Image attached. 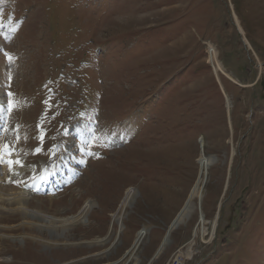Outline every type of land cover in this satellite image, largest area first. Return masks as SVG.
<instances>
[{"label":"rangeland","instance_id":"374dc122","mask_svg":"<svg viewBox=\"0 0 264 264\" xmlns=\"http://www.w3.org/2000/svg\"><path fill=\"white\" fill-rule=\"evenodd\" d=\"M0 152L92 205L3 208L0 264H264V0H0Z\"/></svg>","mask_w":264,"mask_h":264},{"label":"bare ground","instance_id":"6f19581e","mask_svg":"<svg viewBox=\"0 0 264 264\" xmlns=\"http://www.w3.org/2000/svg\"><path fill=\"white\" fill-rule=\"evenodd\" d=\"M208 58L210 59V61H212L213 64L217 61L216 53H215L214 48H212V46L209 48ZM213 67H214L213 68L214 71H219V70L223 71V68L220 67L217 62L214 64ZM61 162H62V160H61ZM201 163L204 164V158H202ZM205 164H206V162H205ZM24 169H25V167L22 166V163L17 159L16 155H14L13 152H11V153L0 152V172H2L4 175V177L0 176V178H1L0 181L4 180V179H9V180L13 179L16 177V175L18 173L23 172ZM55 171L56 170H54V169L51 171H46L44 174L45 179L48 176V174H54ZM35 187H36V184H34L29 189L28 192L25 191L24 194H20L19 196L13 195L10 197H7L5 195L11 194L12 193L11 190L0 187V213L2 214V209L6 208V207L11 208V209L19 207L20 209L16 210L17 211L16 215L21 216L23 219L26 218V216L31 217V219H34L35 225H38V223H37L38 220L43 221L45 224H41V225H43L45 228L48 229V231L51 234V236H50L51 239H56L58 236L64 235L69 224L74 223L76 220L78 221L80 218H82V215H86V212L90 208H92V205H90L89 203H86L81 207V214H79V212H78L77 216L72 215L71 217H64V218L60 219V222H56L55 216H53L51 214L50 215L45 214L39 208H35L31 211L29 210V204L28 203H30V202L28 201V199L33 195V192L35 191ZM133 189H134V187L130 186L128 189L125 190V197H124V202H123L124 205L126 204L127 197L131 193L134 192ZM188 204H189V200L187 199L185 205L179 211V215L175 219L176 221L181 219L180 217L183 216L182 215L183 212L186 213V209L188 207ZM117 213L114 214V220H115V222H120L122 217L119 214L120 212H117ZM29 223H31V222H29ZM58 226L60 228H62L60 232L56 231V228ZM143 233H144V231L141 230L138 234V237H140V235H142ZM99 240L100 239H98V241Z\"/></svg>","mask_w":264,"mask_h":264}]
</instances>
